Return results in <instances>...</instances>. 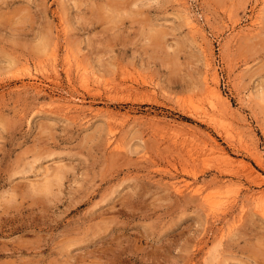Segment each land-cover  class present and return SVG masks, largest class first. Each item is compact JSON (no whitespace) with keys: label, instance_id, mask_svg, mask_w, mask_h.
Listing matches in <instances>:
<instances>
[{"label":"rangeland","instance_id":"obj_1","mask_svg":"<svg viewBox=\"0 0 264 264\" xmlns=\"http://www.w3.org/2000/svg\"><path fill=\"white\" fill-rule=\"evenodd\" d=\"M263 212L264 0H0V264H264Z\"/></svg>","mask_w":264,"mask_h":264},{"label":"bare ground","instance_id":"obj_2","mask_svg":"<svg viewBox=\"0 0 264 264\" xmlns=\"http://www.w3.org/2000/svg\"><path fill=\"white\" fill-rule=\"evenodd\" d=\"M184 6V5H183ZM184 9V8H183ZM182 9V10H183ZM185 11V10H184ZM184 11H183V13H184ZM182 13V12H181ZM184 15V14H183ZM191 15V14H190ZM189 15V16H190ZM182 16V15H181ZM187 16V15H186ZM185 17V16H184ZM186 19H190V18H186ZM185 20V19H184ZM191 20V19H190ZM190 20H188V21H190ZM193 23V22H192ZM192 23H191V25H192ZM186 24H187V22H186ZM190 26V25H189ZM188 26V27H189ZM192 26H195L194 24L192 25ZM194 29H195V27H193ZM197 30V29H196ZM68 58V57H67ZM67 62H68V60H67ZM68 65H70V64H68ZM68 65H66V66H68ZM78 69V68H77ZM84 71V70H83ZM79 73V72H78ZM84 73V72H83ZM214 79V85L212 86V87H210V88H208V90H209V94H210V96L214 99V100H217V101H221L222 100V96H221V94H220V92H219V90H218V88L216 87V82H215V78H213ZM66 106H68V105H66ZM66 106H65V108H66ZM70 108V106H68V108L67 109H69ZM48 171V169L46 170V172ZM46 175H48V172H47V174ZM45 176V175H44ZM42 177V176H41ZM46 177V176H45ZM264 213V212H263Z\"/></svg>","mask_w":264,"mask_h":264}]
</instances>
